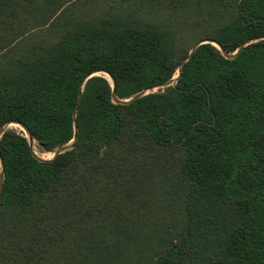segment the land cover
I'll use <instances>...</instances> for the list:
<instances>
[{
	"label": "trees",
	"instance_id": "trees-1",
	"mask_svg": "<svg viewBox=\"0 0 264 264\" xmlns=\"http://www.w3.org/2000/svg\"><path fill=\"white\" fill-rule=\"evenodd\" d=\"M15 122L0 264H264V0H0Z\"/></svg>",
	"mask_w": 264,
	"mask_h": 264
},
{
	"label": "water",
	"instance_id": "water-1",
	"mask_svg": "<svg viewBox=\"0 0 264 264\" xmlns=\"http://www.w3.org/2000/svg\"><path fill=\"white\" fill-rule=\"evenodd\" d=\"M207 42H213V41H212V40H209V39H205V40H201V41L197 42V43L192 47L190 53H189V54L186 56V58L182 61V63H181V67H183L184 63L189 59V57L191 56V54L193 53V51H194L199 45H201V44H203V43H207ZM245 45H246V44H242V45L239 47V49H238L236 52L232 53V54L225 53V56H226L227 58H234V57L239 53V51H240ZM218 46H219V45H218ZM219 47H220V46H219ZM220 48H221V47H220ZM221 49H222V48H221ZM180 71H181V70H179V74H178L177 76H175V77L172 78L171 80H169V81H167V82H165V83H163V84H161V85H158L156 88H163V87H167V86L171 85L173 82H175V81L178 79V77H179V75H180ZM97 73H98V72H95V73H93L91 76L96 75ZM109 76H110V75H109ZM110 78H111V80H112V82H113V87H114V89H115L114 79H113L111 76H110ZM149 91H150V90H146L145 92L140 93V94H137V95H135L133 98H131V99H127V100H123V99H119V98L115 97V102H118V103H126V102H129L130 100H133V99L139 98L140 96H142V95L148 93ZM81 97H82V93H80L79 96H78L77 104H76V106H75V111H74V114H75V115H76L77 110H78V108H79L80 101H81ZM15 123H16V124H19L20 126H22V127L24 128L25 132L27 133V136H28L29 140L32 142V141H33V137H32V135L30 134V132L28 131V129H27L25 126H23L21 123H17V122H15ZM5 129H6V126H4V127L0 130V135L3 133V131H4ZM77 138H78V134L75 135V138L73 139L72 142H70L69 144H67V145H65V146H63V147L57 149L56 151H54L52 157H50V158H48V159L41 158V157L38 156L36 153H35V154H36V156H37L39 159H42V160H50V159L56 157L58 154L63 153V152H65V151L69 150V149H72V148L75 146V143H76ZM0 163H1V166H2V165H3V162H2V158H1V157H0ZM3 181H4V174L2 173V174H1V180H0V201H1V198H2V192H3Z\"/></svg>",
	"mask_w": 264,
	"mask_h": 264
},
{
	"label": "rangeland",
	"instance_id": "rangeland-1",
	"mask_svg": "<svg viewBox=\"0 0 264 264\" xmlns=\"http://www.w3.org/2000/svg\"><path fill=\"white\" fill-rule=\"evenodd\" d=\"M6 128L13 129V130H15L17 132H22V131L25 132L24 128L22 126H20L19 124H16V123H10V124H8L6 126ZM34 151H35V153L38 156H40L41 158H45V159H48V158H50L53 155V153H42V152H39L38 149L35 146H34Z\"/></svg>",
	"mask_w": 264,
	"mask_h": 264
},
{
	"label": "bare ground",
	"instance_id": "bare-ground-1",
	"mask_svg": "<svg viewBox=\"0 0 264 264\" xmlns=\"http://www.w3.org/2000/svg\"><path fill=\"white\" fill-rule=\"evenodd\" d=\"M52 157V156H51Z\"/></svg>",
	"mask_w": 264,
	"mask_h": 264
}]
</instances>
